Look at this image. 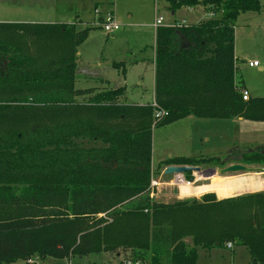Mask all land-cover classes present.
I'll return each mask as SVG.
<instances>
[{"label": "trees", "instance_id": "16d2710c", "mask_svg": "<svg viewBox=\"0 0 264 264\" xmlns=\"http://www.w3.org/2000/svg\"><path fill=\"white\" fill-rule=\"evenodd\" d=\"M171 1L174 11L204 6L212 16L156 30L155 101L169 112L160 121L153 104L123 102L124 87H77L92 28L0 22V264L128 251L122 262L151 254V264H196L199 247L228 243L264 264V191L164 203L151 186L155 126L190 116L264 121V97L243 99L235 55L236 21L261 1ZM112 65L125 72L126 63ZM213 160L171 157L157 173ZM236 163L264 166V149ZM189 185L181 194L224 197L263 190L264 178Z\"/></svg>", "mask_w": 264, "mask_h": 264}, {"label": "rangeland", "instance_id": "374dc122", "mask_svg": "<svg viewBox=\"0 0 264 264\" xmlns=\"http://www.w3.org/2000/svg\"><path fill=\"white\" fill-rule=\"evenodd\" d=\"M261 1L260 11H248L239 15L236 21L235 55L237 62L236 80L241 88L249 91L251 98L264 97V0ZM171 0H0V22H15L20 19L41 23H76L79 29H92L89 37L79 47L81 64H88L91 75L103 74L113 83L122 81L123 71L108 62L113 60L132 61L139 59L135 65L128 66L126 78L128 92L121 97L125 103L153 104V59L154 30L153 23L157 16L164 18V25L196 24L211 18L209 7L183 6L173 14ZM96 9L115 11L120 30L108 34L102 27ZM79 19L83 22L79 23ZM46 21V22H44ZM28 22V21H25ZM92 22V23H91ZM257 60L259 67H251L249 61ZM84 67V66H83ZM82 67V68H83ZM96 72V73H95ZM96 79L79 80L77 87L94 89L98 86ZM141 83V85H138ZM112 87H115L114 85ZM147 95V96H144ZM81 97L80 100H86ZM264 149V121L247 119H208L187 117L168 124L157 125L153 128V165L157 182H170L174 175H165L164 171L157 173L160 161L170 157H193L196 159H214L209 164H201L203 171L224 168L232 162L239 161L245 152ZM224 164V165H223ZM252 168H260L257 173L232 172L212 177L192 173L195 184L213 185L218 178H226L235 182L245 177L244 183L257 182L264 178V166L247 164ZM188 173V172H187ZM184 176H186V174ZM176 176V175H175ZM200 178H199V177ZM199 178V179H198ZM247 181V182H246ZM180 187V186H179ZM178 186L163 187V193L176 192ZM162 188V187H161ZM251 191V193L263 192ZM214 191H205L197 195H186L183 199L198 198ZM219 199L217 192H214ZM246 193H236L232 197ZM156 198V197H155ZM157 199V198H156ZM160 200V199H157ZM172 199L169 200V202ZM173 202V201H171ZM131 255V251H128ZM150 255L146 254L144 264H151ZM131 257V256H130ZM166 260L165 257L162 261ZM39 264H116V256L111 253H93L85 257L71 258L47 257L38 259ZM15 264V263H13ZM17 264H25L20 260ZM29 264V263H28ZM165 264V263H161ZM196 264H253L248 249L237 243L232 247H216L211 250L198 248Z\"/></svg>", "mask_w": 264, "mask_h": 264}, {"label": "crops", "instance_id": "0c3cea01", "mask_svg": "<svg viewBox=\"0 0 264 264\" xmlns=\"http://www.w3.org/2000/svg\"><path fill=\"white\" fill-rule=\"evenodd\" d=\"M103 12V11H102ZM95 13H96V11H95ZM175 13V11H173V14ZM25 21H28V22H30V23H41V21H38V22H34V21H31V20H23V19H20V20H18V21H15V22H25ZM44 22H46V21H44ZM88 23V22H83L82 21V19H79V23ZM66 23V22H65ZM92 23V22H91ZM68 24H75L76 26H77V24L76 23H71V22H68ZM154 24V23H153ZM78 27V26H77ZM79 29V28H78ZM85 29V28H84ZM92 29H94V28H92ZM92 29H91V31H92ZM91 31H90V33H91ZM90 33H89V35H90ZM89 35H88V37H89ZM155 35H156V30H154V38H155ZM87 37V38H88ZM154 42H156V40H154ZM154 58H155V43H154V46H153V59L151 60V66H152V72H153V85H152V90H153V101L155 100V64H154ZM80 60V57H79V53H78V72H77V75H78V82H79V80L81 79V80H84L85 82L88 80V79H96L98 82V86H96V87H93L94 89H99V90H103V89H109V88H118V87H124V88H126V92H128V80H127V78H126V74H127V71H128V66H129V64L130 65H135V64H137L138 62H139V59H133L132 61H127L126 59H124V60H113V61H111V62H108V65H111V66H113L112 65V63L113 62H124V63H126V68H125V72H123V78H122V81H120V82H118L117 84L116 83H113L112 81H110L107 77H105L103 74H99V75H91V71H89L90 69H89V65L88 64H81V62L79 61ZM84 66V67H83ZM83 67V68H82ZM96 73V72H95ZM77 82V83H78ZM115 86V87H112V86ZM138 85H141V83H138ZM246 89V88H245ZM248 90V89H247ZM144 96H147V95H145L144 94ZM133 104H146V103H133ZM194 116H190V118H193ZM239 119H242V118H239ZM171 158V157H170ZM162 161H164V160H162ZM162 161H160V162H162ZM233 163H235V162H232V164ZM153 168H154V165H153ZM154 170V169H153ZM199 177V176H198ZM200 178V177H199ZM198 178V179H199ZM237 179H239V181H241V182H243V184H248V183H244V180H246V178L245 177H241V178H237ZM197 181V180H196ZM195 181V182H196ZM229 182V183H231L229 180H227L226 178H223V177H221V178H218V180L217 181H214L213 183H210V184H221V183H223V182ZM241 182H238V180L237 181H235V183H237V184H240ZM247 182V181H246ZM172 186V185H170V184H167V183H165V182H162L158 187H156V192H155V197L157 198V199H160V200H158V201H161V202H164V203H173V202H175V201H178V200H180V199H183L182 197H185L186 195H183V194H181V192H182V186L183 185H187V184H181V183H179V185H180V187H179V194H177L176 192L174 193V192H165V193H163V187L164 188H166L167 186ZM200 185H204V184H200ZM200 185H197V184H194V183H191V185H189V186H191V187H196V186H200ZM206 185H208V184H206ZM162 187V188H161ZM207 191H214V190H207ZM215 192V191H214ZM246 193H251V191H245ZM231 196H224V197H219V199H226V198H230ZM170 199H172L171 201H173V202H169V200ZM187 242H189V239H187ZM228 246V245H227ZM128 253L129 252H121V253H116V254H112V255H115L116 256V260H117V262H116V264H121V262H122V260L126 257V256H129L128 255ZM163 263H165V264H168L165 260L164 261H162ZM161 262V263H162ZM18 263V262H17ZM17 263H15V264H17ZM25 264H28V262L27 261H25Z\"/></svg>", "mask_w": 264, "mask_h": 264}, {"label": "built area", "instance_id": "2783aa9c", "mask_svg": "<svg viewBox=\"0 0 264 264\" xmlns=\"http://www.w3.org/2000/svg\"><path fill=\"white\" fill-rule=\"evenodd\" d=\"M96 14L100 15V20L102 22V27L104 28V30L110 34V33H114L117 32L118 30H120L121 25L117 22L116 17H115V11H106L102 12L99 9H96ZM176 25H187V24H176ZM153 26L155 27V30H157L158 27L160 26H165L164 25V18L162 16H157L155 18L154 24ZM249 65L251 67H259L260 63L257 60L254 61H249ZM242 94H243V99L244 100H248L250 98V94L249 91L247 89H243L242 90ZM153 106L155 108V120L156 121H160L163 120L165 117H167L169 115V112L165 111L164 109L159 108V106L157 105L156 101L154 100ZM182 177H180V175H176L174 176V179L170 180V182H167V184L173 185V186H180L179 183L180 182H186L188 184L190 183H194L193 181H188L186 179V176L181 175ZM161 183L157 182L155 179L152 180L151 186L152 187H158ZM228 247L231 248L232 247V243H228ZM38 259H40L39 257H34V258H30L27 260V262L29 264H39ZM121 264H144L142 261L140 260H124L123 262H121Z\"/></svg>", "mask_w": 264, "mask_h": 264}, {"label": "water", "instance_id": "95a60500", "mask_svg": "<svg viewBox=\"0 0 264 264\" xmlns=\"http://www.w3.org/2000/svg\"><path fill=\"white\" fill-rule=\"evenodd\" d=\"M181 1V0H178ZM259 170H262L260 168H252L247 165L241 164V163H233L230 164L224 168H221L219 170L212 168L203 171L201 167L199 166H187V165H171L168 166L164 170L165 175H184L187 172H192V173H199V175H203L205 177H212L213 175L220 173V174H225V173H232V172H248V173H254L258 172ZM264 170V169H263Z\"/></svg>", "mask_w": 264, "mask_h": 264}, {"label": "bare ground", "instance_id": "6f19581e", "mask_svg": "<svg viewBox=\"0 0 264 264\" xmlns=\"http://www.w3.org/2000/svg\"><path fill=\"white\" fill-rule=\"evenodd\" d=\"M180 177H182L181 175H180ZM181 184H188V183H186V182H180ZM191 184V183H190Z\"/></svg>", "mask_w": 264, "mask_h": 264}, {"label": "flooded vegetation", "instance_id": "af4514ba", "mask_svg": "<svg viewBox=\"0 0 264 264\" xmlns=\"http://www.w3.org/2000/svg\"><path fill=\"white\" fill-rule=\"evenodd\" d=\"M236 162H238V161H236ZM236 162H235V163H236Z\"/></svg>", "mask_w": 264, "mask_h": 264}]
</instances>
